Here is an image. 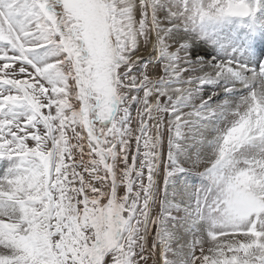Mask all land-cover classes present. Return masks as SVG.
<instances>
[{
	"label": "snow or ice",
	"instance_id": "1",
	"mask_svg": "<svg viewBox=\"0 0 264 264\" xmlns=\"http://www.w3.org/2000/svg\"><path fill=\"white\" fill-rule=\"evenodd\" d=\"M0 264H264V0H0Z\"/></svg>",
	"mask_w": 264,
	"mask_h": 264
}]
</instances>
